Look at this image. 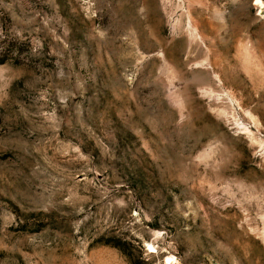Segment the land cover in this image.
<instances>
[{"label":"rangeland","instance_id":"rangeland-1","mask_svg":"<svg viewBox=\"0 0 264 264\" xmlns=\"http://www.w3.org/2000/svg\"><path fill=\"white\" fill-rule=\"evenodd\" d=\"M264 0H0V264H264Z\"/></svg>","mask_w":264,"mask_h":264},{"label":"snow or ice","instance_id":"snow-or-ice-1","mask_svg":"<svg viewBox=\"0 0 264 264\" xmlns=\"http://www.w3.org/2000/svg\"><path fill=\"white\" fill-rule=\"evenodd\" d=\"M257 2H259V0H257Z\"/></svg>","mask_w":264,"mask_h":264},{"label":"bare ground","instance_id":"bare-ground-1","mask_svg":"<svg viewBox=\"0 0 264 264\" xmlns=\"http://www.w3.org/2000/svg\"><path fill=\"white\" fill-rule=\"evenodd\" d=\"M264 6V5H263Z\"/></svg>","mask_w":264,"mask_h":264}]
</instances>
